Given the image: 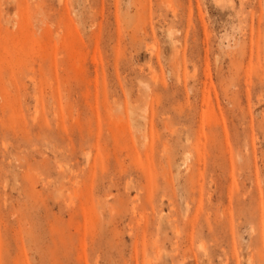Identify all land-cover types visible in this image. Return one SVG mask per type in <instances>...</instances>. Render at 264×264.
Masks as SVG:
<instances>
[{
  "label": "rangeland",
  "instance_id": "obj_1",
  "mask_svg": "<svg viewBox=\"0 0 264 264\" xmlns=\"http://www.w3.org/2000/svg\"><path fill=\"white\" fill-rule=\"evenodd\" d=\"M0 264H264V0H0Z\"/></svg>",
  "mask_w": 264,
  "mask_h": 264
}]
</instances>
